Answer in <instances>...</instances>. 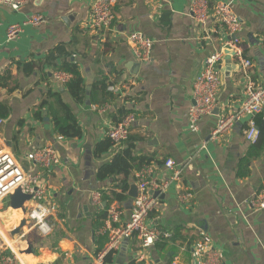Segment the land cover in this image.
Masks as SVG:
<instances>
[{
  "label": "crops",
  "instance_id": "obj_1",
  "mask_svg": "<svg viewBox=\"0 0 264 264\" xmlns=\"http://www.w3.org/2000/svg\"><path fill=\"white\" fill-rule=\"evenodd\" d=\"M95 1L29 0L20 12L0 4V83H5L0 87V104L8 111L6 117L0 115L4 121L0 151L10 152L25 172L38 176L42 203L51 210L53 224L50 234H41L32 215L37 203L26 202L24 214L12 209L8 198L0 204V255L16 253L19 264H97L102 255L103 264H142V254L148 264H198L196 252L208 244L221 252L224 264H264V210L254 212L247 204L264 188V138L260 146L257 140L246 139V119L212 138L218 119L236 112L245 98L247 75L231 53L217 68L221 80L217 110L200 121L196 132L188 118L195 80L206 58L227 39L222 24L212 15L203 26L196 25L190 0H117L115 25L102 32L91 26ZM220 1L231 3L241 19L245 56L253 63L248 75L263 86L264 0L211 3ZM35 14L44 16L41 26H25L15 41H6L10 25ZM134 32L155 42L148 63H139L131 50L129 35ZM61 46L65 53L60 55L56 51ZM51 53L59 67L65 61L79 66L87 92L84 103L54 79L57 67L49 63ZM105 78L120 86L123 95H114L110 109L101 113L91 106L104 100L99 88ZM50 90L60 93L71 108L82 137L59 138L53 113L49 107L40 109ZM121 107L137 115L130 138L97 156L96 146L108 138ZM127 144H133L135 156L151 159L152 178L169 181L164 191L151 192L158 203L149 226L171 234L182 229L187 240L171 244L175 252L156 245L144 252L138 238H130L105 261L109 236L99 232L106 212L116 204L126 210L127 220L137 181L135 174L128 177L124 191V175L100 181L98 171ZM46 146L54 147L61 158L51 172L27 159ZM167 159L175 161L177 179L165 168ZM97 192L127 198L110 206L102 198L97 206L93 198ZM182 193L192 195L189 202L179 201Z\"/></svg>",
  "mask_w": 264,
  "mask_h": 264
},
{
  "label": "built area",
  "instance_id": "obj_2",
  "mask_svg": "<svg viewBox=\"0 0 264 264\" xmlns=\"http://www.w3.org/2000/svg\"><path fill=\"white\" fill-rule=\"evenodd\" d=\"M29 0H0V4L5 5L15 12L24 10ZM117 0H96L91 8V26L97 31L109 32L115 25V7ZM189 12L198 26H203L211 16H215L226 31L227 39L220 50L210 54L203 65L202 71L197 76L192 92L193 104L189 109L188 118L190 128L194 132L198 131L200 121L212 115L218 108V95L221 87V80L218 75V65L224 60L226 54L231 53L236 62L240 64L247 75L245 86V98L241 107L234 113L220 117L218 119L212 138H217L230 132L239 122L247 120V130L245 137L248 141L257 140L259 130L256 126V117L264 113V85L260 86L250 79L248 71L253 63L245 56L241 34L243 23L234 13L232 4L220 1L215 4L211 0H190ZM45 21L41 14L29 16L22 24H12L6 32V41H15L22 33L25 26L39 27ZM131 50L136 60L141 63H148L153 54L155 42L140 32L129 35ZM3 43L0 39V48ZM72 76L63 70L55 73L54 79L61 85H66ZM108 91L115 95H123L118 85H110ZM93 111L106 113L110 109V104L104 106H91ZM137 121L136 114L126 116L119 124L113 126L108 131V137L117 145L121 146L129 140L131 129ZM4 121L0 118V126ZM62 139V137H59ZM27 159L34 162L38 168L45 172H51L61 163V158L57 150L52 146L39 148L27 155ZM165 168L173 173L172 179H177L180 171H176V163L172 159H167ZM137 197L134 199L130 215L125 220L126 210L113 204L108 209V218L99 232L108 234L109 242L106 253L115 252L120 249L123 242L130 238H138L143 251L149 250L161 238H171V233L149 226L148 220L152 212L157 208L158 201L151 196L152 191H164L168 182H158L152 178V166H145L136 173ZM37 175L25 172L23 167L17 162L13 154L8 151H0V204L9 198L18 188L30 195L33 202L37 203L32 215L35 217V229L41 234L48 235L52 232L53 224L50 223V211L46 204L42 203L44 191L39 187ZM94 204H102L101 193L94 194ZM192 198L190 193L179 194L180 202H189ZM254 212L264 210V188L247 202ZM104 255L100 256L97 264H103ZM198 264H224L222 254L216 248L204 244L196 252ZM142 264L145 255L140 256ZM0 264H19L17 256L12 252L0 255Z\"/></svg>",
  "mask_w": 264,
  "mask_h": 264
},
{
  "label": "trees",
  "instance_id": "obj_3",
  "mask_svg": "<svg viewBox=\"0 0 264 264\" xmlns=\"http://www.w3.org/2000/svg\"><path fill=\"white\" fill-rule=\"evenodd\" d=\"M60 55L65 53V48L63 46L59 47L56 51ZM55 52V53H56ZM55 53H51L49 63L50 65H55L57 68L54 70L53 75L55 73L63 70L64 72L68 73L72 76L71 80L64 85V87L67 88L70 95L79 103H84V101L87 98V92L85 90V82L81 73V70L79 69V66L75 63H70L68 61H65L62 63V67H59L58 64H56L57 56ZM54 63V64H53ZM115 82H110L107 78L103 79L100 83V92L104 96V100L100 102L99 104H96L98 107L104 106L106 104H110L111 101L116 99L114 96L115 94L110 93L108 91V87L110 85H114ZM5 83H0V87H4ZM93 103V104H92ZM57 104V105H54ZM92 105H95L94 101H91ZM53 113V123L55 130L57 131V134L59 137H66V138H80L83 135L82 128L80 127L76 117L72 113L71 108L63 102L61 99L60 93L48 91L44 99L42 101L40 109L48 108ZM4 111L3 115L0 112V115L3 117H6L8 114L7 108L5 106H2L0 104V111ZM118 112V121L115 125L119 124L126 116L130 114H135L132 110H127L125 107H121V109L117 110ZM2 119V118H1ZM256 126L259 129V135L257 138L256 145L260 146L259 144L262 143V140L264 138V117L263 115H258L255 119ZM130 138V137H129ZM117 147V145L108 137L106 140H103L99 142L95 149V154L97 156L108 152L112 147ZM255 147V146H254ZM151 159L147 157H138L134 155V146L133 144H127L112 160V162L107 163L106 165L99 168L98 171V179L100 181L109 179V178H115L119 177L120 175H124L125 179L122 181L123 184V190L125 191L127 189V180L128 177L131 175L139 172L142 170L145 166L151 165ZM135 177V176H134ZM127 191V190H126ZM102 198L107 204H111L112 201L118 200L120 202L124 201L127 197L124 195H107V194H101ZM108 218V211L106 212V220ZM105 220V221H106ZM171 238H161L155 245L162 251L169 250V252H175V247L171 244H176V242L180 241L183 243V241H186V237L183 236L182 229H175L172 234ZM171 242V243H170ZM193 241H190L188 244V249H191V244ZM112 252H109L108 255L105 258V261L109 258V255ZM169 254V253H168ZM171 255V254H170Z\"/></svg>",
  "mask_w": 264,
  "mask_h": 264
},
{
  "label": "water",
  "instance_id": "obj_4",
  "mask_svg": "<svg viewBox=\"0 0 264 264\" xmlns=\"http://www.w3.org/2000/svg\"><path fill=\"white\" fill-rule=\"evenodd\" d=\"M46 114V113H45ZM138 195L137 191L134 190L132 193H131V196L133 198H136ZM31 196L30 195H27L23 192V190L21 188H18L13 194H11L9 196V204H10V207L12 209H15V210H22L24 214H27V208L24 206L26 202H29L31 201ZM25 225V223H22L21 227H23ZM20 233V229L19 230H16V234H19ZM31 249L30 251L33 252V249H32V244L30 245Z\"/></svg>",
  "mask_w": 264,
  "mask_h": 264
},
{
  "label": "rangeland",
  "instance_id": "obj_5",
  "mask_svg": "<svg viewBox=\"0 0 264 264\" xmlns=\"http://www.w3.org/2000/svg\"><path fill=\"white\" fill-rule=\"evenodd\" d=\"M7 201V200H6ZM9 252V251H8ZM11 252V251H10ZM19 257V256H18Z\"/></svg>",
  "mask_w": 264,
  "mask_h": 264
},
{
  "label": "bare ground",
  "instance_id": "obj_6",
  "mask_svg": "<svg viewBox=\"0 0 264 264\" xmlns=\"http://www.w3.org/2000/svg\"><path fill=\"white\" fill-rule=\"evenodd\" d=\"M14 254H16V253H14ZM18 256V255H17Z\"/></svg>",
  "mask_w": 264,
  "mask_h": 264
}]
</instances>
